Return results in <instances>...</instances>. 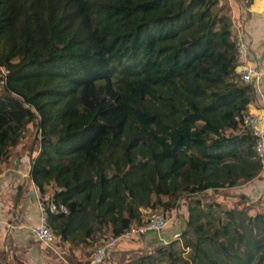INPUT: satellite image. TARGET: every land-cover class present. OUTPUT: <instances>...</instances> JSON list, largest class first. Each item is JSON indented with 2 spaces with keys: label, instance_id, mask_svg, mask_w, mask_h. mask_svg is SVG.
I'll return each mask as SVG.
<instances>
[{
  "label": "trees",
  "instance_id": "1",
  "mask_svg": "<svg viewBox=\"0 0 264 264\" xmlns=\"http://www.w3.org/2000/svg\"><path fill=\"white\" fill-rule=\"evenodd\" d=\"M219 6L0 0V161L34 121L27 176L60 242H86L95 229L116 238L181 203L179 241L121 264H264V212L223 209L205 194L260 171L243 127L252 88L237 79L231 22Z\"/></svg>",
  "mask_w": 264,
  "mask_h": 264
},
{
  "label": "crops",
  "instance_id": "2",
  "mask_svg": "<svg viewBox=\"0 0 264 264\" xmlns=\"http://www.w3.org/2000/svg\"><path fill=\"white\" fill-rule=\"evenodd\" d=\"M227 17L231 18L229 15ZM234 18L239 19L238 21L235 20L236 24L235 22L230 24V32L231 34L234 33V39L235 37L241 38L245 45L246 61L241 66L258 68L264 56V0L248 1L245 8L239 7V15L234 16ZM255 29L258 33L254 32ZM247 112L261 118L264 129V78L258 89L252 90V98L247 106ZM17 166L18 171L15 170L14 173H11L9 178V184L17 188V191L13 194L12 206L5 205V211L2 209L0 215V226L2 223L9 222L5 226L6 228L3 227L2 229L0 227V242L4 243L5 241L7 246L10 245L11 251L9 249L2 251L0 262L2 264H86L96 244H93L88 249L89 251L83 252V243L79 244L76 240L60 242L55 235L49 247H46L32 237L31 229L36 227L38 223L39 198L36 189L28 180L27 161L25 167L19 164ZM15 173L19 176H16ZM258 176L264 177L262 174H258L256 177ZM235 189H238V187L227 190ZM207 192L214 194L216 191L208 190ZM222 201H224L223 198ZM180 206L184 207L179 203L178 209ZM178 209L174 215L169 217V220L172 218V221L170 220L166 229L161 231L159 235L145 234L130 244L115 243L116 249L109 251L106 262L118 263L121 261V263H125L139 254H144L140 252H147L150 247L153 249V246L158 245L160 240L179 241L178 238L175 240L172 237L174 234L181 233L184 228L185 210L182 213H177ZM3 232L7 234V237L4 236ZM93 239V237H90L85 241ZM132 245L133 247H130Z\"/></svg>",
  "mask_w": 264,
  "mask_h": 264
},
{
  "label": "rangeland",
  "instance_id": "3",
  "mask_svg": "<svg viewBox=\"0 0 264 264\" xmlns=\"http://www.w3.org/2000/svg\"><path fill=\"white\" fill-rule=\"evenodd\" d=\"M248 2V0H223L220 1L222 6L220 7V13L222 15H229L231 18L230 22H235L238 21L239 18L235 19L234 16L239 15V7L240 8H245L246 3ZM255 33H258V31L255 29L254 30ZM232 36H234V33L232 34ZM2 70H0V75H1ZM236 82V81H235ZM36 123L34 121H31L29 123H27L22 131H21V135L20 138L16 144L15 147L10 148L7 152L6 155V159H4L5 161H0V215H1V211L3 209V211H5V205H11L12 206V202H13V194L15 191H17V188L15 186H11V184H9V178H10V174L14 173L15 170L18 171V164L22 165L23 167H25V163L26 161H28V156H29V150L31 149L34 139L36 137ZM90 148V146H86L85 149L83 150L84 154L86 153V151ZM83 154V155H84ZM20 161V162H19ZM16 165V168L14 169V166ZM16 176H19L18 174L15 173ZM14 175V176H15ZM206 195L208 196L207 200L210 202H215L218 201L221 203V206L223 209H227L225 208V203H227V206H229V208L233 207L236 208H247L249 213L254 214V213H263L264 212V177H256L255 180L251 181L250 183L244 184L240 187H238V189L235 190H223L221 192H219V194H217V192H215L214 194H212L211 192H207ZM239 195H242L241 197L246 198L247 201H249L250 203H253V207H248L246 206L242 201H238V198L240 197ZM219 196L224 197V201H219ZM226 197V199H225ZM248 202V203H249ZM155 210H159L158 208ZM184 207H179L177 213H182L184 211ZM146 217V216H145ZM179 218V217H177ZM179 220V219H178ZM7 224H9V222L7 223H2L1 224V228L3 229V227H5ZM6 228V227H5ZM1 231V230H0ZM97 232H99L97 234ZM4 236L7 237V234L5 232H3ZM54 235V234H53ZM55 236V235H54ZM109 234L106 230L104 229H100L97 230L95 229V234H93V240H89L87 242L83 241V247L82 250L83 252H87L89 251L88 249L94 244V242H96L95 244H99L104 243L105 241H107ZM4 239V237H3ZM0 240H1V235H0ZM4 241V240H3ZM170 242V240L167 242V244ZM175 242V241H174ZM7 243V242H6ZM9 244V243H8ZM121 244V243H118ZM179 245H181V243H178L175 245V250L177 252H179V255L183 258V259H187V253H184L182 251V248L179 247ZM156 246V245H155ZM155 246H153L155 248ZM4 247V249H3ZM153 248V249H154ZM10 250V245H6L5 241L4 243L0 242V253L4 250ZM116 247H114L113 250H115ZM153 249L148 248L147 251H152ZM112 250V251H113ZM107 263H112V264H121V261L118 263H113V261L107 262ZM106 262L103 264H107Z\"/></svg>",
  "mask_w": 264,
  "mask_h": 264
},
{
  "label": "built area",
  "instance_id": "4",
  "mask_svg": "<svg viewBox=\"0 0 264 264\" xmlns=\"http://www.w3.org/2000/svg\"><path fill=\"white\" fill-rule=\"evenodd\" d=\"M234 43L236 48L235 70L237 79L242 85L250 86L252 90H257L264 78V56L262 57L258 68L241 66L246 61L245 45L242 39L239 37H235ZM243 127L250 133L253 139V151L255 158L260 165L259 174L264 175V129L262 126V120L256 115L247 112L243 118ZM38 208V223L36 227L31 229V235L37 242L49 247L54 235L50 227H48L46 224V219L42 213L41 207L39 206ZM48 210L51 213H66L63 207H59V211L55 212V208L52 205H49ZM168 224L169 218H167L161 210H154L147 214L144 227L138 229H129L128 231L121 233L118 237L109 238L104 243L93 247L86 264H101L108 253V249L112 247L118 240L125 241L126 239H129L135 235H159L161 231L166 229ZM178 237L179 233L174 234L172 239L176 240ZM167 242L168 241L160 240L159 243L166 245Z\"/></svg>",
  "mask_w": 264,
  "mask_h": 264
}]
</instances>
